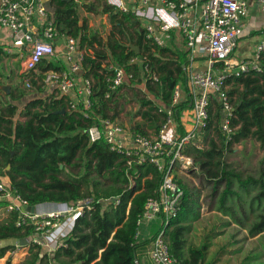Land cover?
Instances as JSON below:
<instances>
[{
    "label": "trees",
    "instance_id": "trees-1",
    "mask_svg": "<svg viewBox=\"0 0 264 264\" xmlns=\"http://www.w3.org/2000/svg\"><path fill=\"white\" fill-rule=\"evenodd\" d=\"M48 5L53 8L57 30L75 38L80 48L93 51L94 58L86 57L82 63L84 77L90 78L92 75L95 81L91 96L93 113L85 119L81 113L69 110L65 97L51 94L30 100L20 112L26 120L13 122L11 118L17 108L10 101L15 100L14 93L5 94L0 90V175L7 177L12 190L32 206L43 203H69L86 196H94L95 199L118 197L119 202L105 206L96 204L93 211L78 217L72 232L65 240L66 247L51 256L39 258L38 252L33 247H29V254H32L25 264H35L36 261L41 264L44 262H47L46 264H139L135 262L140 246L135 240L136 223L143 213L147 199L155 196L161 176L151 165L138 166L133 171L126 172L124 158L110 151L104 141L89 142L86 130L95 121L94 114L108 118L104 111L107 108V101L110 100L105 99L108 83L96 71L101 70L102 61L109 59L115 66L123 68L126 73H132L135 78H139L140 68L128 62L133 56H145L150 67L158 74L157 82L153 85L147 84L146 88L150 93L156 90V97L164 107L168 108L175 85L178 83L185 85L183 77L185 71L182 68L184 62L173 58L172 52L165 48L149 45L143 28L132 16L120 14L108 6L101 5V13L108 16L112 27V38L103 40L96 32L89 36L85 34L86 26L79 24L77 3L73 0L71 2L48 0ZM125 23L139 28L135 36L130 35L131 45L139 49L137 55L128 44H122V38L127 35ZM260 33H264V30ZM1 55L8 57L0 49ZM261 65L264 69V54ZM58 68L63 69L43 61L38 65L37 70L43 73ZM111 74L112 71L108 72L107 79ZM35 76L37 74L30 73L22 75V78L30 77V85L36 87L38 81ZM227 84H230L229 96L234 105L233 125L238 126L231 141L225 143L219 127L220 107L217 100H212L209 124L203 133L211 130L214 119L217 125L215 129L218 145L211 140L208 149L189 147L186 150L194 166H198L208 178L217 177L221 153L234 143L254 138L264 145V71L229 78ZM37 90L42 92L41 87ZM17 95L16 99H20L23 92ZM141 102L142 108L148 107L141 113L142 118L149 120L151 127L154 128L159 121L156 117L158 107L153 106L150 101ZM188 104L189 101L186 99L172 107L180 135L186 133L180 118L182 112L188 109ZM62 109H65L64 114L56 113ZM158 115L163 117L165 114L160 112ZM81 158L86 160L83 166H79L82 172L76 174L70 181L61 180L59 175L62 169L59 166L62 165L64 168L74 166ZM134 172L137 173V178L134 185L129 187L127 175H134ZM220 173L225 181L232 177L231 173L223 169H220ZM108 176L111 177L112 182L109 188L99 189L95 177ZM83 182L91 185L84 190ZM238 183L242 188L251 183L257 184L250 178L239 180ZM177 184L183 191V198L176 218L170 220L165 229L169 251L178 264H208L206 255L209 244H203L198 248L187 245L185 238L189 230L187 223L188 220L193 219L195 202L189 189L180 180H177ZM229 187L230 182L227 181L226 188ZM227 193L225 191L223 195ZM256 197L264 201V186ZM2 206L3 204L0 203V207ZM15 221L16 214L11 213L0 223V242L7 240L25 242L30 236L31 230L17 228ZM253 231L258 233L264 231V217L253 227ZM11 249L12 246L0 247V259ZM47 258H50V261H47ZM6 264H10V260Z\"/></svg>",
    "mask_w": 264,
    "mask_h": 264
},
{
    "label": "built area",
    "instance_id": "built-area-1",
    "mask_svg": "<svg viewBox=\"0 0 264 264\" xmlns=\"http://www.w3.org/2000/svg\"><path fill=\"white\" fill-rule=\"evenodd\" d=\"M77 2V0H73ZM264 13V0H256ZM115 12L134 17L144 30L145 37L152 44L163 47L171 30L182 36L189 65L185 70L186 98L193 115L191 129L184 135L178 134L172 107L178 104L181 87L175 85L172 92V106L162 110L164 118L154 135L131 134L112 118L94 114V122L86 130L90 143L104 141L109 150L124 158L126 172L142 165H151L161 179L154 197L147 199L142 215L137 221L140 226L160 219L161 227L150 240L148 258L151 264H178L169 251L165 229L170 220L176 218L183 198L176 174H187L196 170L193 160L186 154L189 147L200 149L199 135L207 128L212 100L220 107V132L225 143L231 141L238 129L233 125L234 105L228 93L227 80L250 72L264 71L261 60L264 54V40L255 47L248 59H237L235 50L243 32V19L250 5L247 0H103ZM162 14H167L165 20ZM0 31L6 34L2 47L10 56H17L20 73H36L35 79L43 87L65 97L69 110L89 118L93 94V81L81 73L84 58H93L92 50L79 48L75 38L57 30L54 17L45 6V0H0ZM86 50V51H85ZM203 55L208 62L206 71H196L195 62ZM43 61L61 63L64 68L50 69L42 73L37 67ZM143 65L145 81H157L145 57H132L130 65ZM111 77L106 80L108 90L105 99H110L125 83L133 80L132 73L121 67L112 66ZM30 77L25 79L30 88ZM170 134V136H168ZM128 174V173H127ZM128 174L130 187L134 185L137 173ZM119 202V198L95 199L86 196L69 203H43L35 206V213L25 211L30 206L16 194L7 179L0 177V207L6 214H16L17 228L31 230L26 241L38 257H49L66 247L68 238L78 217L95 209L96 204L107 205ZM43 206L48 208L42 209Z\"/></svg>",
    "mask_w": 264,
    "mask_h": 264
},
{
    "label": "rangeland",
    "instance_id": "rangeland-1",
    "mask_svg": "<svg viewBox=\"0 0 264 264\" xmlns=\"http://www.w3.org/2000/svg\"><path fill=\"white\" fill-rule=\"evenodd\" d=\"M100 2V0H77V14L79 24L86 26L85 34L87 36L96 32L100 38L107 40L112 38V27L109 24L108 16L105 17L106 23L103 22L104 15L101 13ZM125 28L127 35L122 38V44H128L129 46L132 44L130 35L135 36L139 28L138 26L131 27L128 23H125ZM148 43L152 45L150 42ZM3 52L7 54L5 49ZM17 63V56L13 58L5 55L0 56V90L7 86L9 93H14L15 100L12 99L10 102L17 109L11 120L13 122H24L26 117L20 115V112H22L26 103L35 98H43L40 95L45 93H48L49 96L51 94L58 96V94L53 90L42 87L40 83H37L36 87L31 85L30 88H26L24 79L19 77L17 73L19 65ZM38 87L42 88V92L37 90ZM135 90L128 89L121 94L125 100L127 98L131 100V97L138 100L136 111L130 109L128 113L136 112L137 114L138 109L141 110V101H150L153 106L158 108L163 106L155 95L156 90L151 91V93L146 88L143 89V93L137 91L138 89ZM21 92H23V96L16 99L17 93ZM130 103H132V100ZM147 109L148 107H145V110ZM212 123L211 130L202 132L203 134L200 135L199 144L202 149H208L211 140L215 141L216 144L219 143L215 129V126L217 127L216 121L212 119ZM85 161L84 158H81L74 166L62 167L59 178L64 181L72 180L76 174L82 172V168L79 166H83ZM220 169L232 174L230 180H227L230 182L228 189L226 188L227 181L221 175ZM0 177L7 179L5 176L0 175ZM181 178L183 182L190 185L192 200L195 202L194 216L190 220V230L192 228L193 230L191 233L186 234V240L196 247L209 244L206 262L208 264H264V231L261 233L253 231V227L264 217V201L256 197L262 190V186H264V145L254 138L239 141L221 153L216 178H208L205 172L200 171L198 166H196L194 172L184 174ZM248 178L255 180L257 184L251 183L245 188L240 187L239 180L244 181ZM95 180L98 181L97 187L101 190H107L112 183L110 176L95 177ZM261 183H263L262 186ZM90 185L83 182V189L85 190V187ZM225 191L228 193L223 195ZM211 209L215 212L207 213ZM9 215L0 210V223L6 220ZM157 222L158 220L152 222V225ZM144 230L145 227L143 226L138 230L140 233L139 241L144 237ZM147 230H150V226ZM25 245L22 243L19 246L16 240L0 242V247L12 246V249L0 259V264H6L8 260H10V264H25L32 254H29V248L24 247ZM35 264L41 263L36 261Z\"/></svg>",
    "mask_w": 264,
    "mask_h": 264
},
{
    "label": "crops",
    "instance_id": "crops-1",
    "mask_svg": "<svg viewBox=\"0 0 264 264\" xmlns=\"http://www.w3.org/2000/svg\"><path fill=\"white\" fill-rule=\"evenodd\" d=\"M100 1L103 3V0H100ZM247 1H249L250 9H249L247 16L243 19V32H242V34L238 40L237 48H236L235 53H234L235 57L238 60L239 59L244 60V59L250 58L254 52L256 45L261 40H264V33H260V32H263V30H264V13H262L260 11V9L258 8V3L256 0H247ZM102 3H101V5H102ZM45 6L49 10V12H51L53 14V8H51L48 5V0H45ZM106 16L107 15H104V21H103L104 23H106V21H105ZM162 16L165 20H167V21L169 20V16L167 14H162ZM140 26H141V24H140ZM6 39H7L6 34H4L3 32L0 31V49L3 51H4V49H3L2 45L6 44ZM145 39H146V37H145ZM148 42H150V41H148ZM78 46H79V43H78ZM160 48H165L168 51L172 52L173 58H176V60H179L180 62H184L182 65L183 70L185 71L187 69V67L189 65L187 49L185 47V42H184L182 36L180 35V33L177 30H171L169 32V38L166 39L165 46L160 47ZM83 49H85V48H83ZM87 51H90V50H87ZM138 51H139V49H138ZM8 57L13 58V56H10V55H8ZM133 57H137V56H133ZM143 57H145V56H143ZM138 59L140 60V59H142V57L139 56ZM54 62H51V63L54 64ZM57 64L59 66L54 64V66L56 68L57 67L64 68V66L60 62ZM148 65H149V63H148ZM112 66H115V65L112 64V62H110L109 59H107V60L101 62V64H100L101 70H97L96 72L98 74H101L106 81L108 72L111 71L110 68ZM136 66H138V68H140L141 76L139 78H135L134 75L132 74L133 80L125 83L116 93L112 94V97H110V100L107 101V108L105 109L104 113L106 114L107 117L112 118L120 126L127 128L131 134L154 135V134H156V131L159 128V125L164 118V116L162 117V116L158 115V113L160 114V111L170 108L172 106V104H171L172 102L170 103V106L168 108L164 107V106H162L161 108H158V113L156 114V117H158L159 121L155 124L154 128L151 127V123L149 120L142 118L141 113L144 112L142 110H145V108L141 107V110H139L140 109L139 108L137 114H136V112L128 113V111H130V109L136 111V104H138L136 102L138 100L136 98L131 97L132 103H130L131 100H129V98H127V100H125V98L121 96L122 92L125 90H128V89H131L132 91H136L135 89H138L137 91H140L141 93H143L144 92L143 89L146 88L147 84L153 85L155 83L152 81H145L144 76H143V65H142V63H140V61ZM195 66H196V68H195L196 71H200V72L206 71L207 67H208L207 59L203 55H199L196 62H195ZM81 69H82V64H81ZM103 70H106V72H103ZM150 70L153 73H155V75L157 76V80H158V74L156 73V71H154L151 67H150ZM37 72H38V70H37ZM17 73H18L19 77L22 78V74L20 73L19 65H18V72ZM81 73L84 74L83 69H82ZM183 77L185 79V72H184ZM23 79L25 82V78H23ZM90 79H92L93 83H95L92 75H90ZM178 84L180 85V87L182 89L179 101H181V100L185 101L187 99L186 98V95H187L186 85H183L181 83H178ZM227 85H228V93H229V90L231 89V87H230V84H227ZM146 90H147V88H146ZM40 96L46 97V96H49V94L45 93V94L40 95ZM171 101H172V97H171ZM139 112H140V114H139ZM152 114H154V113H152ZM180 122L182 123V126L186 132L191 129V126L193 123V115H192V111L190 109L189 104H188V109L184 110L182 112ZM176 125H177V123H176ZM175 128H176V131L178 132V127H175ZM178 134H179V132H178ZM202 134H200V135H202ZM200 135L198 137V144L200 142ZM168 136H170V134ZM199 146H200V149H202L200 144H199ZM194 171L195 170H191L187 174H189V173L191 174ZM182 175H184V174H178L177 173L176 174V180H180L182 182V184L184 186H186L189 189V191L191 192L190 185L187 184L186 182L182 181V178H181ZM129 187H130V183H129ZM191 194H192V192H191ZM45 208H48V206H46V207L43 206L42 209H45ZM2 212H4V211H2ZM213 212H215V210L211 209L207 213H213ZM156 220H158V222L152 225V222H155ZM190 220H188V223H187V225L189 226V230L187 231V234L191 233L193 230V228L190 230V225H191ZM141 226L145 227V230L143 232V236H144L143 239L139 241L140 233L138 230ZM149 226H150V230L148 231L147 229ZM160 227H161L160 219H155L151 222H147V223L142 224L140 226L137 225V233L135 236V240H136V243L140 246L137 250V255H136V260H135L136 263L151 264L150 260L148 258V255H147L149 243H150V240L158 233V231L160 230ZM185 238H186V236H185ZM18 244H19V246H21L20 243H18ZM187 245H192V244L188 243V241H187ZM192 246H194V245H192ZM24 247H27V245H25ZM194 247H196V246H194ZM46 260L50 261V258L49 259L47 258Z\"/></svg>",
    "mask_w": 264,
    "mask_h": 264
},
{
    "label": "water",
    "instance_id": "water-1",
    "mask_svg": "<svg viewBox=\"0 0 264 264\" xmlns=\"http://www.w3.org/2000/svg\"><path fill=\"white\" fill-rule=\"evenodd\" d=\"M63 1H64V2H71L72 0H63ZM102 6H106V3L103 2V3H102ZM129 46L131 47L132 50L135 51V54H138L139 51H138V48H137V47H133L132 45H129ZM2 87H3V86H2ZM2 91H3L5 94H9V89H8L7 86H4V87L2 88ZM56 113L64 114V113H65V109H62V110H60L59 112H56ZM59 168L62 169V165H60ZM24 209H25V211H27V212H29V213H31V214H34L36 208H35V206L30 205V206H26V207H24ZM29 240H30V238H28L27 241H29ZM27 241L23 242V241L21 240L19 243H20L21 245H22V243L27 244Z\"/></svg>",
    "mask_w": 264,
    "mask_h": 264
},
{
    "label": "flooded vegetation",
    "instance_id": "flooded-vegetation-1",
    "mask_svg": "<svg viewBox=\"0 0 264 264\" xmlns=\"http://www.w3.org/2000/svg\"><path fill=\"white\" fill-rule=\"evenodd\" d=\"M100 3H102V2H100Z\"/></svg>",
    "mask_w": 264,
    "mask_h": 264
}]
</instances>
